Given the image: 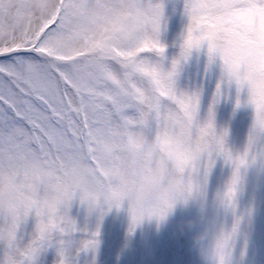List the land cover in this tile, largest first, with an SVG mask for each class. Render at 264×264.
Returning a JSON list of instances; mask_svg holds the SVG:
<instances>
[{
  "label": "snow or ice",
  "instance_id": "1",
  "mask_svg": "<svg viewBox=\"0 0 264 264\" xmlns=\"http://www.w3.org/2000/svg\"><path fill=\"white\" fill-rule=\"evenodd\" d=\"M176 14L183 27L169 56L162 35ZM262 50L264 0H0V264H39L50 249L54 264H79L96 251L99 225L81 228L74 204L102 216L127 201L131 232L163 220L176 199H206L218 161L230 169L215 194L234 218L230 264L253 212L240 210L246 175L264 172V88L226 79L220 60L247 55L251 82ZM194 53L206 74L219 68L203 119L202 87L182 83ZM233 88L236 107L246 93L253 109L235 151L214 112ZM157 156L177 173L174 199L158 204L146 199Z\"/></svg>",
  "mask_w": 264,
  "mask_h": 264
},
{
  "label": "rangeland",
  "instance_id": "2",
  "mask_svg": "<svg viewBox=\"0 0 264 264\" xmlns=\"http://www.w3.org/2000/svg\"><path fill=\"white\" fill-rule=\"evenodd\" d=\"M182 27L178 14L169 18L168 29L162 35L164 42L170 45L169 56L178 51L171 45L178 42ZM205 65L206 56L194 53L182 73V83L203 89L201 119L207 115L219 78L218 67L206 74ZM245 100L246 93H242L241 105L236 107L233 88L214 107L216 129L218 132L228 129L226 142L234 151L243 149L253 119V109L245 104ZM229 176L230 169L218 161L209 179L206 199L196 197L187 205L177 204L162 223L155 218H145L131 232L127 201L119 209L113 206L106 210L102 216L99 212L88 214L83 207L74 204L72 215L81 228L86 226L88 232H92L99 225L96 251L82 252L79 264H207L209 242L205 240L199 247H194L193 236L200 231H218L222 227L231 231L234 218L231 215L225 217L215 199L217 190L222 189ZM239 204L241 211L252 208L253 212L251 216H245L236 240H232L230 264H264V172L256 168L248 171ZM188 220L194 221L191 229L186 226ZM32 227L30 219L25 231L30 232ZM79 236L78 233L77 238ZM55 259V251L50 249L41 255L39 264H54Z\"/></svg>",
  "mask_w": 264,
  "mask_h": 264
},
{
  "label": "clouds",
  "instance_id": "3",
  "mask_svg": "<svg viewBox=\"0 0 264 264\" xmlns=\"http://www.w3.org/2000/svg\"><path fill=\"white\" fill-rule=\"evenodd\" d=\"M252 66L255 68V79L250 82V62L247 55L239 51H232L227 56L221 57L220 60V68L226 79L230 78L233 82L242 81L245 86L250 88H264V50L256 54ZM156 165L157 168L154 170L151 183L148 185L146 199L158 204L174 199V182L177 173L174 166L164 162L160 156L156 157ZM192 199V197L176 199L174 207L177 204L187 205ZM168 214L163 220L157 222L162 223ZM186 226L191 229L194 226V221L188 220ZM230 232L223 227L218 231H200L193 236V246L199 247L202 241L207 240L209 242L206 247L207 264H228Z\"/></svg>",
  "mask_w": 264,
  "mask_h": 264
}]
</instances>
